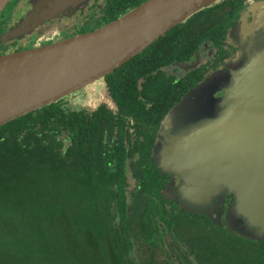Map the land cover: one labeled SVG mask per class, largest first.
<instances>
[{
	"label": "trees",
	"instance_id": "obj_1",
	"mask_svg": "<svg viewBox=\"0 0 264 264\" xmlns=\"http://www.w3.org/2000/svg\"><path fill=\"white\" fill-rule=\"evenodd\" d=\"M146 1L112 5L126 12ZM226 7L199 11L107 75L118 115L104 107L93 114L67 112L56 103L0 127V264H43L49 254L42 261L38 254L67 249L72 242L98 251L103 264H177L171 255L164 257L167 247L178 253L181 264H264V239L233 231L227 224L230 207L222 226L207 211L195 213L182 205L169 214L164 206L168 187L163 193L167 176L153 158L165 117L201 84L189 88L200 76L196 71L177 85L175 78L156 71L175 56L178 62L190 60L207 37L201 18ZM238 12L224 19L232 25ZM196 21L202 25L199 35L190 27ZM227 30L223 24L213 29L216 46ZM169 36L184 41L179 47L175 41L161 46ZM140 77H146L142 90ZM147 101L154 103L149 110ZM127 117L143 129L138 130L142 141L131 139ZM170 202L173 209L181 204Z\"/></svg>",
	"mask_w": 264,
	"mask_h": 264
},
{
	"label": "water",
	"instance_id": "obj_2",
	"mask_svg": "<svg viewBox=\"0 0 264 264\" xmlns=\"http://www.w3.org/2000/svg\"><path fill=\"white\" fill-rule=\"evenodd\" d=\"M10 1L0 0V14ZM89 1L32 0L34 9L1 35L0 43L75 13ZM220 1L147 0L93 32L0 56V127L95 84ZM251 10L255 19L241 18L229 33L239 49L227 71L213 73L165 117L153 158L162 175L176 178L168 190L184 208L206 214L215 200L228 195L233 198L228 226L262 240L264 1Z\"/></svg>",
	"mask_w": 264,
	"mask_h": 264
},
{
	"label": "flooded vegetation",
	"instance_id": "obj_3",
	"mask_svg": "<svg viewBox=\"0 0 264 264\" xmlns=\"http://www.w3.org/2000/svg\"><path fill=\"white\" fill-rule=\"evenodd\" d=\"M261 1L264 0H222L211 7L201 10L199 14L206 12L208 9L216 6L227 5L224 12L221 13L222 10H213L212 12L206 13V17L201 18L205 26L203 27V29L206 30L205 34L207 35V37L203 38L202 44L198 47L197 50H195L190 60H187L185 62H178L177 56H175L172 58L174 61L172 64L159 66L156 72L158 73L162 71L168 77L175 78L174 83L176 85L184 78L188 80L189 75H191L192 72L196 71V73H200V76L202 74V78H200V76H196L194 80L189 83V88H191L198 86L200 83L204 82L213 73L220 70H226L228 63L235 57V54L239 49V45L237 44V42L229 35L231 29L236 27L239 20L243 17H246V20L252 22L255 18L251 8L254 4ZM112 4H116V0H90L84 8L77 10L75 13H71L70 15H59L54 19L47 21L43 25L37 27L31 33L23 35L20 38L0 43V56L55 44L82 34L93 32L116 21L117 19L123 17L134 9H127L126 12H118ZM33 9L34 7L32 4V0H11L0 14V36L7 33L12 28H15L16 25ZM235 11H239L238 16L233 19V24L231 25V20L224 18H230L232 13H234ZM222 18L225 22L223 20H220ZM53 20L54 24H52L47 31H44V33L37 36L35 38V42L31 41V35L33 34V32L49 24ZM188 20L185 23H187ZM14 23H16V25L12 27ZM221 24H223L224 26H228V30L225 34H223L224 36L219 39V45L216 46L214 43L216 33L213 32V29L217 25ZM200 26H202L201 22L197 21L192 26H190L191 28L193 27L195 35H199L201 31ZM208 29L210 30V32ZM182 31L184 33V30ZM166 36L168 35L166 34ZM171 36H169L165 41L160 42L159 44L162 46L165 43L175 41L178 43L179 47L184 41L183 37H181L182 35L178 36L177 39H174ZM197 38L200 37L198 36ZM156 57L161 58L160 56ZM145 82L146 77H140V79L138 80V87L140 90L143 89V85ZM155 85L157 86L158 83H156ZM192 89L193 88H191V90ZM56 103H61L63 109H65L67 112L70 111L93 114L94 112H97L104 107L113 114H119L118 103L110 94V85L106 77L100 79L95 84H92L87 88L81 90L79 93L77 92L74 95L65 97ZM145 103L146 110H149L154 105L153 102L149 101ZM127 119L128 124H126L125 127H127V130L130 133L131 139L135 142H138V140L142 141L144 137L139 135L138 130L143 129L136 128L137 123L133 118L127 117ZM116 128H118V126H116ZM157 139L158 135L156 141ZM124 142L126 144L128 141L125 139ZM166 176L167 179L165 183L166 187L163 191L164 194L168 185L170 183H173L174 179L176 181V178H173L169 175ZM131 184L133 185V188L136 186V182H132ZM165 196L168 201L164 203V206L169 214H173L174 211L175 214L178 213L179 209H181V204L179 202H176L177 207L176 209H173L174 202L170 201L176 200L167 197V195ZM232 202V198L230 197H224L222 202H220V200L218 199L215 200L212 206H209L205 209L209 214L207 216L211 220H215L217 221V223H220L221 226L226 224V213ZM168 218L171 219V216L168 215ZM168 237L169 236H167L166 239L167 245L172 242L170 237ZM181 247H185V245H182ZM167 249L166 250L169 252V254L165 253L164 257L167 259L168 255H171L175 263L181 264L179 261H177L178 253L175 254L172 251V247H167ZM164 257L162 258L164 259Z\"/></svg>",
	"mask_w": 264,
	"mask_h": 264
},
{
	"label": "rangeland",
	"instance_id": "obj_4",
	"mask_svg": "<svg viewBox=\"0 0 264 264\" xmlns=\"http://www.w3.org/2000/svg\"><path fill=\"white\" fill-rule=\"evenodd\" d=\"M262 19H263V17L260 16L259 22ZM256 23H255V25H256ZM49 24H47V25L41 27L40 29H38L37 31L33 32V34L31 35V38H32L31 41L35 42V38L37 36H39L40 34L44 33V31H47L48 28L52 24H54V20L51 21ZM15 25H16V23H14V25L12 27H14ZM244 80L246 81V78H244ZM191 175L194 176L193 173H191ZM167 195L169 197H172V198H174V196H176V194L173 192V190H172V192H170L168 190ZM45 254H49L48 257H46L47 260L42 261ZM38 258L40 259V261H42L43 264H52V262H51L52 259L56 260L55 264H103V258L101 256V254H99L98 251H95V250H92L89 248H86V249L80 248L79 249V248L74 246L73 242L70 243V246L67 249H62L61 247H58V248L54 249L52 253H44L43 252V253L38 254Z\"/></svg>",
	"mask_w": 264,
	"mask_h": 264
}]
</instances>
